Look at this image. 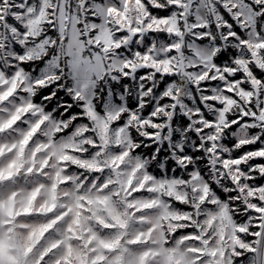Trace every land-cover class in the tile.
<instances>
[{"label":"snow or ice","instance_id":"1","mask_svg":"<svg viewBox=\"0 0 264 264\" xmlns=\"http://www.w3.org/2000/svg\"><path fill=\"white\" fill-rule=\"evenodd\" d=\"M257 161L264 0H0V264H264Z\"/></svg>","mask_w":264,"mask_h":264},{"label":"rangeland","instance_id":"2","mask_svg":"<svg viewBox=\"0 0 264 264\" xmlns=\"http://www.w3.org/2000/svg\"><path fill=\"white\" fill-rule=\"evenodd\" d=\"M249 149L255 146H247ZM257 162H264V161H257Z\"/></svg>","mask_w":264,"mask_h":264}]
</instances>
